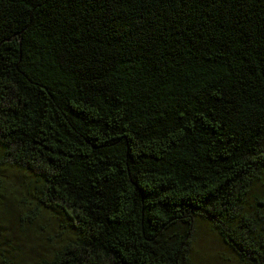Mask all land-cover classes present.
Returning a JSON list of instances; mask_svg holds the SVG:
<instances>
[{
	"label": "trees",
	"instance_id": "16d2710c",
	"mask_svg": "<svg viewBox=\"0 0 264 264\" xmlns=\"http://www.w3.org/2000/svg\"><path fill=\"white\" fill-rule=\"evenodd\" d=\"M0 143V264H264V0H0Z\"/></svg>",
	"mask_w": 264,
	"mask_h": 264
},
{
	"label": "rangeland",
	"instance_id": "374dc122",
	"mask_svg": "<svg viewBox=\"0 0 264 264\" xmlns=\"http://www.w3.org/2000/svg\"><path fill=\"white\" fill-rule=\"evenodd\" d=\"M5 150L3 149L2 144L0 143V159H4ZM7 167V166H6ZM29 169L16 167L15 169H8L5 171L6 176L9 181L15 185V193L11 187V198L13 195L16 197L14 201H8V204H11L14 208H19L24 204V199L29 201L31 198V186H29ZM15 194H19L20 199H17ZM11 206V207H12ZM33 210H31V215L38 216L37 220L38 226H44L45 233L42 238H36L32 243H29L31 246L37 247V253L47 254L45 247L49 246L48 237H54L58 234V223L53 218L49 217V214L42 210L41 207L35 208V204L30 205ZM39 209V210H37ZM30 210V209H29ZM35 213V214H34ZM18 213H16L17 215ZM43 233L41 230L37 234ZM190 254L192 260L196 264H237V258L234 255L233 251L228 247V245L220 238V236L214 232L211 228L210 222H208L204 217L198 216L194 221L193 233L190 244Z\"/></svg>",
	"mask_w": 264,
	"mask_h": 264
}]
</instances>
